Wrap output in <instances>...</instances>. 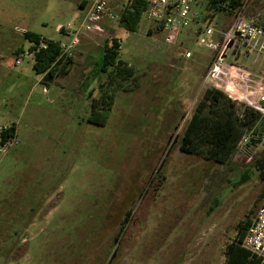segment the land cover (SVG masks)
Returning <instances> with one entry per match:
<instances>
[{"label":"rangeland","instance_id":"rangeland-1","mask_svg":"<svg viewBox=\"0 0 264 264\" xmlns=\"http://www.w3.org/2000/svg\"><path fill=\"white\" fill-rule=\"evenodd\" d=\"M122 3H111L116 18L104 17L70 71L45 91L31 41L15 28L66 40L57 29L77 25L79 0H0V128L16 126L6 152L0 144V264H223L239 222L262 202L263 142L242 143L226 163L181 148L209 86L211 50L195 30L167 44L162 32L148 31L146 13L126 33ZM246 15L264 24V0H250ZM222 20L227 26L233 15L219 10L213 23ZM114 34L130 72L114 69L94 82L101 47ZM241 63L255 73L264 67L261 56ZM91 85L96 98L113 94L106 125L88 120ZM244 174L249 179L237 184ZM14 192L42 206L15 246L1 236Z\"/></svg>","mask_w":264,"mask_h":264},{"label":"trees","instance_id":"trees-1","mask_svg":"<svg viewBox=\"0 0 264 264\" xmlns=\"http://www.w3.org/2000/svg\"><path fill=\"white\" fill-rule=\"evenodd\" d=\"M241 1L208 0L207 6L215 11L229 10L233 12V9L237 8ZM148 6L147 0H125L118 18L120 27L124 28L126 33L135 32ZM24 36L36 44L41 39L48 41L46 48H38L35 45L29 47V51L34 54L33 70L37 74L43 75L41 82L46 87H49L59 76L65 75L69 71L73 59L67 60L65 63L57 61L60 55L57 40L43 38L30 30ZM121 48L122 38L119 35L114 34L105 40L101 47V60L97 62L98 73L110 75L114 69L123 75L130 72V69L125 66L120 58ZM22 51L23 48H18L17 54ZM94 91L95 88L89 90L88 97L90 96L89 98L92 99L88 120L91 123L106 125L112 109L113 94L106 89L99 98H96ZM249 134H252V137L245 142L247 146L262 143L264 118L259 112L248 106L237 104L220 90L207 87L186 124L181 148L187 153L201 155L215 162L226 163L241 145L240 141ZM15 136L16 126L13 124L0 131V144L3 145L7 139L15 138ZM258 162L264 179V158ZM248 179L249 176L244 174L237 184H242ZM4 204L5 214L1 222L4 230L1 236L8 237L12 245L15 246L22 239L23 232L32 223L36 212L40 211L42 206L38 202H23L19 192H14V199L5 201ZM216 206L217 204H214L211 211ZM130 215L131 211L127 212L126 222L129 221ZM251 221L252 217L248 216L246 220L239 222L235 238L227 245L226 258L223 264H262L261 259L243 245ZM122 233L123 228L118 236H121Z\"/></svg>","mask_w":264,"mask_h":264},{"label":"built area","instance_id":"built-area-1","mask_svg":"<svg viewBox=\"0 0 264 264\" xmlns=\"http://www.w3.org/2000/svg\"><path fill=\"white\" fill-rule=\"evenodd\" d=\"M125 0H123L124 2ZM146 10L148 19L154 22L148 31L159 30L164 34L167 44L176 43L181 34L189 35L191 30L200 38L212 52V62L204 76V82L223 92L239 105L248 106L259 112L264 118V67L259 73L244 66L241 61L251 56L263 57L264 61V24L248 18L247 6L250 0H242L241 4L233 9L223 10L233 15L229 26L222 31L219 25H214L216 15L214 9L205 5L199 8L200 0H147ZM225 6V4H222ZM83 13L77 16L79 20L75 27L70 25L59 26L57 31L67 37L66 40H57L60 55L57 61L65 63L74 59L81 50L83 39L98 32L104 17L116 18L111 13V0H91L81 8ZM224 22V20H222ZM193 27V28H192ZM17 33L25 35L29 30L22 27L15 28ZM222 38H219V35ZM38 48H46L48 41L41 39L38 44L31 42ZM27 54L22 51L19 55ZM29 54H34L29 51ZM20 60H16L19 64ZM48 88H45L47 91ZM5 128H0L4 130ZM252 134L244 136L240 144L245 143ZM14 138L7 139L2 145L4 152L13 143ZM264 143V134L262 136ZM243 245L261 259L264 264V196L262 202L252 217L251 224L243 240Z\"/></svg>","mask_w":264,"mask_h":264},{"label":"crops","instance_id":"crops-1","mask_svg":"<svg viewBox=\"0 0 264 264\" xmlns=\"http://www.w3.org/2000/svg\"><path fill=\"white\" fill-rule=\"evenodd\" d=\"M116 1H118V0H111V3H115ZM90 1H88V0H79V5L81 6V8L83 7V6H85L87 3H89ZM123 4V3H122ZM122 4H121V7H122ZM204 9V8H203ZM223 24V22L221 21V25ZM223 28V27H222ZM31 46V45H30ZM83 44H82V46H81V50L79 51V53H82L83 52ZM72 64V63H71ZM71 66V65H70ZM70 66H69V71H70ZM68 71V72H69ZM96 72H94V70H93V72L91 73V75H92V78H93V80H94V82H98L99 81V79L101 78V76H103L102 74L103 73H98L97 72V70H95ZM42 77H43V75L41 74V79H42ZM58 78H60V77H58ZM58 78H57V80H58ZM89 79V78H88ZM48 88V87H47ZM92 88H95V87H93V85H91L90 87H89V90L90 89H92Z\"/></svg>","mask_w":264,"mask_h":264},{"label":"water","instance_id":"water-1","mask_svg":"<svg viewBox=\"0 0 264 264\" xmlns=\"http://www.w3.org/2000/svg\"><path fill=\"white\" fill-rule=\"evenodd\" d=\"M229 24H230V23H229ZM229 24H228L227 26H224V27L222 28V31H225V29L229 26ZM219 38H220V39L222 38V35H221V34L219 35ZM261 103L264 104V101H262Z\"/></svg>","mask_w":264,"mask_h":264}]
</instances>
